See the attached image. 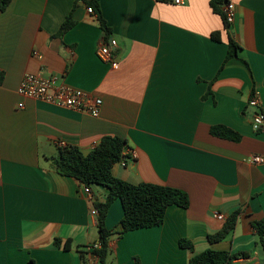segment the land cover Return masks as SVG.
<instances>
[{"label":"crops","instance_id":"0c3cea01","mask_svg":"<svg viewBox=\"0 0 264 264\" xmlns=\"http://www.w3.org/2000/svg\"><path fill=\"white\" fill-rule=\"evenodd\" d=\"M87 1L12 0L0 11V264H83L79 251L88 264H99L92 253L99 240L92 203L105 202L109 191L93 185L89 199L51 159L60 143L87 156L107 136L124 139L127 154L137 155L114 166L116 177L169 186L190 199L187 209L169 207L162 226L113 235L110 264H134L135 257L142 264H189L207 249L263 263L264 238L252 223L264 219V162L250 159L264 158V131L252 127L253 116L264 114V0H227L235 12L228 30L210 0L180 6L98 0L110 28L107 41ZM71 14L75 24L60 37ZM214 32L221 42L211 38ZM229 35L251 70L239 59L224 66ZM111 39L115 66L98 55ZM27 73L56 76L59 84L100 97L99 116L19 95ZM215 125L242 138L215 137ZM121 203L108 209L109 230L121 229ZM234 212L236 229L211 244L209 235ZM56 238L72 239L73 246L55 248ZM181 239L195 249L182 248Z\"/></svg>","mask_w":264,"mask_h":264},{"label":"trees","instance_id":"16d2710c","mask_svg":"<svg viewBox=\"0 0 264 264\" xmlns=\"http://www.w3.org/2000/svg\"><path fill=\"white\" fill-rule=\"evenodd\" d=\"M12 0H0V11L5 12ZM78 1V0H76ZM157 2H165L168 0H156ZM227 0H210L209 5L215 14L225 23L224 28L229 29L230 24L222 10L223 5ZM86 5L93 10L98 23L105 33V40L110 36V28L107 26L98 0H89ZM75 24L73 15L71 14L61 25L58 35L62 37ZM211 38L221 42V34L214 32ZM109 42V41H108ZM241 45L229 35L227 56L225 64L231 59H239L249 69V63L242 56ZM223 66V67H224ZM251 70V69H250ZM3 80V74L0 73V83ZM254 93L252 94V97ZM211 134L215 137L240 141L242 138L234 130L224 126H213ZM128 148L124 139L119 137L107 136L101 139L100 143L89 154L84 155L78 147L69 146L60 148L59 155L53 157L52 163L56 172L65 177H71L78 181L82 187L91 189L93 185H99L108 189L109 193L105 202L94 201L92 209L97 211V229L99 233L98 244L92 247V253L97 257L99 264H110L109 257L111 255L110 240L113 235L119 237L125 234L138 230L150 229L162 226L165 222L166 211L171 206H178L187 209L190 205V199L186 192L170 188L163 185H149L141 183L138 185L124 182V180L116 177L113 173L115 165L119 164L127 156H124V151ZM121 200L124 216L121 219L119 231H112L106 228V218L108 209L113 202ZM239 213L234 212L227 219L224 227L215 235H209L208 240L211 244H217L227 238V236L236 229ZM259 239L264 238V219L254 221L252 223ZM73 246V240L68 239L63 241L60 238L54 240L55 248L70 250ZM182 248H188L193 251L194 245L186 239L180 240ZM83 264H88L83 251H79ZM245 256L232 254L229 252H218L212 249H207L200 254L195 255L190 259L189 264H234L237 260ZM27 264H37L35 260H30ZM134 264H142L138 257H135Z\"/></svg>","mask_w":264,"mask_h":264},{"label":"built area","instance_id":"2783aa9c","mask_svg":"<svg viewBox=\"0 0 264 264\" xmlns=\"http://www.w3.org/2000/svg\"><path fill=\"white\" fill-rule=\"evenodd\" d=\"M174 5H183V0H171ZM223 12L227 17V21L230 25L234 23L235 20V12L229 2H225L222 7ZM89 13H93L91 8L88 9ZM117 47V41L111 39L109 42H102L98 48L99 57L104 60V62L112 63L114 66L116 63H113L112 54L113 50ZM35 55L38 53L35 52ZM18 93L21 96L32 98L37 101L46 102L48 104L54 105L61 109H70L76 110L81 114H86L92 117H98L100 111L102 110L103 100L91 93H87L81 91V89H74L65 84H59L58 77L49 76L43 77L41 75H36L34 73H27L24 75L21 85L18 88ZM20 107H23L20 105ZM252 127L255 132L264 131V114L258 112L252 119ZM60 148H65L64 143L59 144ZM124 156H127L125 160L123 159L120 163L124 166L132 163L137 155L135 152H131L129 156L127 154V149L124 151ZM264 162V158L254 155L250 159V163L252 164H262ZM84 193L89 196V199L93 200L92 191L88 187H84ZM91 214L93 216L97 215V211L92 209ZM215 219L219 221H224L225 218L216 213L214 215ZM237 264H264L257 261V259H248L241 258L237 260Z\"/></svg>","mask_w":264,"mask_h":264}]
</instances>
